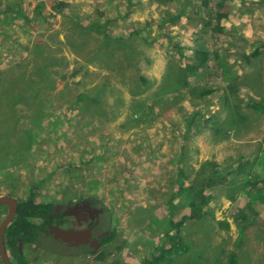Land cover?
I'll use <instances>...</instances> for the list:
<instances>
[{
	"label": "rangeland",
	"instance_id": "obj_1",
	"mask_svg": "<svg viewBox=\"0 0 264 264\" xmlns=\"http://www.w3.org/2000/svg\"><path fill=\"white\" fill-rule=\"evenodd\" d=\"M55 1L0 0V194L92 200L114 236L41 235L28 264H150L181 243L152 264L240 261L264 239V0ZM194 189L204 216L176 229Z\"/></svg>",
	"mask_w": 264,
	"mask_h": 264
},
{
	"label": "trees",
	"instance_id": "obj_2",
	"mask_svg": "<svg viewBox=\"0 0 264 264\" xmlns=\"http://www.w3.org/2000/svg\"><path fill=\"white\" fill-rule=\"evenodd\" d=\"M67 6L66 2L62 0H57L54 2L52 9L56 12H62L64 8ZM54 12V13H56ZM264 47V44H262ZM259 48H256L252 55L255 56L259 52ZM198 64L195 66H203L206 60H208L207 51H198L197 53ZM252 107L261 113H264V96L260 97L258 100L252 99L250 101ZM214 181L213 178L207 177L204 181L205 186H209ZM190 188H193V184H190ZM210 198L207 194H204L202 189H194L190 195L188 206L189 210L183 218L174 222L173 226L178 229L185 220L187 219H199L204 215L203 207L208 205ZM53 203L50 202H34L32 198H28L26 200H18V206L16 210V214L12 221L6 228L5 232V244L7 252L15 261L14 264H28L25 255L20 251L19 246L25 243H34L39 245L41 232L40 228L47 230L46 224L51 223ZM238 216L240 220H244V224L238 227L239 231V240L241 239L242 232L246 226L252 223L253 220L248 219V217L243 213L239 212ZM172 224V223H171ZM172 228V227H169ZM176 232V231H175ZM169 233V232H168ZM114 234L111 231L110 234L101 240L102 244H105L112 240ZM180 248H168L159 252L155 258L150 260V264L166 259L167 253H180L185 251V246L181 244L178 245ZM171 257V256H170ZM168 257V258H170ZM169 261V260H168Z\"/></svg>",
	"mask_w": 264,
	"mask_h": 264
},
{
	"label": "flooded vegetation",
	"instance_id": "obj_3",
	"mask_svg": "<svg viewBox=\"0 0 264 264\" xmlns=\"http://www.w3.org/2000/svg\"><path fill=\"white\" fill-rule=\"evenodd\" d=\"M53 210L51 223L46 224L47 230L40 228L41 235L53 238L52 234L48 233V225L74 230L89 229L90 239H95L99 243L95 248L90 242L70 244L58 240L65 247L74 249L86 247L93 252L101 246V240L108 236V232L104 230L105 215L103 208L92 200L86 198L67 199L62 203L53 204ZM9 257L12 261V257L10 255Z\"/></svg>",
	"mask_w": 264,
	"mask_h": 264
},
{
	"label": "water",
	"instance_id": "obj_4",
	"mask_svg": "<svg viewBox=\"0 0 264 264\" xmlns=\"http://www.w3.org/2000/svg\"><path fill=\"white\" fill-rule=\"evenodd\" d=\"M6 205L7 210L0 221V261L1 264H14L7 252L5 244V232L9 223L12 221L16 214L18 201L15 197L7 194H0V205ZM48 233L52 234L53 238L61 240L65 243L78 244L90 242L93 247H97L99 244L95 239H90L91 233L89 229L74 230L59 227L56 225H48ZM20 247V246H19Z\"/></svg>",
	"mask_w": 264,
	"mask_h": 264
},
{
	"label": "crops",
	"instance_id": "obj_5",
	"mask_svg": "<svg viewBox=\"0 0 264 264\" xmlns=\"http://www.w3.org/2000/svg\"><path fill=\"white\" fill-rule=\"evenodd\" d=\"M246 216L248 217V219H251V220H253V218H254V214H247ZM252 223H253V221H252ZM252 223H250L248 226H250ZM179 234H180V232H179ZM259 236H261V235H259ZM235 237L237 239L235 241L236 242L235 248H237V245H239V244H237L238 231H237V234ZM263 244H264V239H261V238H260L259 243H257V241H253V240H245L239 246L240 247V255H242L244 259L242 258L240 261H234V262H228V261L221 260V262L223 264H227V263L228 264H264V258H262L264 255L259 254V253H263V252H261V250H262L261 246ZM176 248H180V247L177 246ZM187 253L188 254L190 253V249L187 251ZM178 255L184 256V255H186V253L184 251H182ZM196 259H197V257H196ZM196 262H198L199 264H211L210 262H208L204 258H201L200 260L198 259Z\"/></svg>",
	"mask_w": 264,
	"mask_h": 264
}]
</instances>
